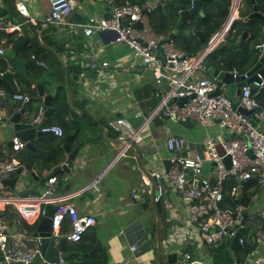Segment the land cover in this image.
<instances>
[{
	"label": "crops",
	"instance_id": "0c3cea01",
	"mask_svg": "<svg viewBox=\"0 0 264 264\" xmlns=\"http://www.w3.org/2000/svg\"><path fill=\"white\" fill-rule=\"evenodd\" d=\"M18 1L24 2L33 20L25 22L20 17L16 11ZM72 1L74 13L71 21L77 25L85 23L90 17L109 18L119 5L115 4V0H101L93 4ZM230 5L231 2L229 8ZM244 6L239 2L237 9L232 11L231 19H226L214 34H221L225 29L226 32L230 31L231 23L240 19L239 9ZM217 8L214 7L212 11L217 12ZM3 11L5 14L0 16V48L4 49V53L0 55V61L7 65V69L0 71V74L11 72L16 91L0 81V91L4 93L0 95V111L3 116L6 114L0 123V169L11 152L7 143L15 135L8 119L22 107L25 111L21 122L33 124L38 119L35 127L30 128L36 129V134H30L33 147H24L16 154L18 168L24 171L21 174L24 176L23 184L18 183L14 189H10L0 181V218L7 222L8 232L19 238L23 229L27 230L24 223H34L20 221L14 206L6 203L4 198L29 199L40 196L49 188L48 180L54 178L53 195L47 204L57 206L68 203L75 207L79 215L91 214L96 219L94 226L81 238V244L85 243L82 249L74 248L76 242L66 241L65 251L74 252L69 259L74 264H81L85 260L87 264H254L255 258L264 252V244L258 246L252 240L256 230L264 232L263 218L257 216L252 223L246 224L242 221V236L246 242L250 241L253 250L240 260L234 253L238 247L231 248L232 239L211 246L198 237L186 217L189 202L173 193L167 185L161 193L164 199L158 213L155 197L161 194L153 195V184L141 169V165L150 172L165 169L164 161L169 157L165 140L169 135L186 139L190 145L188 153L203 155L206 138H229L218 122L215 120L206 126L195 123L190 129H185L167 119L161 102L162 99L167 104L173 101L166 97L171 83H157L150 69L105 32L85 36L80 27L43 26L41 20L50 12L48 0H0V12ZM152 13H148L149 23ZM202 16L199 15V18ZM17 24L20 25L19 30L11 29ZM180 27L181 24L177 22L173 34L178 33ZM47 29L48 32L44 34L43 31ZM11 35L15 38L35 36L46 49L43 54L47 56V61L37 60L34 54L29 55L28 44L15 50L13 38L9 37ZM168 36L177 45L174 35ZM221 42L222 39L216 44ZM87 54L96 58L97 67L90 66ZM28 55L29 58L26 57ZM29 61L52 75L47 79L51 80L53 87L59 88L63 81L68 90L66 101H58L56 107L52 105L54 93H50L52 111L47 116L43 110V97L49 93L44 86L37 84L35 96L27 94L20 87ZM103 61L108 62L106 67L101 65ZM32 71L38 73L36 68ZM191 76L211 77L207 70L198 69ZM38 85L43 88V96L39 95ZM14 93L30 96L31 100L22 105L13 99ZM252 97L264 104V88H258ZM25 113L27 117H24ZM117 118H124L128 126H111L109 121ZM46 125L60 126L64 131L63 136L39 134V129ZM133 135H140L141 142L133 140ZM64 145L71 150L78 149L74 159L68 161L69 169L47 177L55 166L66 161ZM256 194L257 199L250 200L248 205V210L254 213L263 205L264 190H258ZM9 218L13 219L12 222ZM164 218L173 222L166 231L161 222ZM69 230L70 227L64 232L68 233ZM27 232L35 238L33 233ZM27 244L33 246L32 242ZM133 246L137 247L136 251L132 250ZM169 254L175 255L172 261L168 260ZM185 255H190V258L186 260ZM0 264L7 263L1 260Z\"/></svg>",
	"mask_w": 264,
	"mask_h": 264
},
{
	"label": "built area",
	"instance_id": "2783aa9c",
	"mask_svg": "<svg viewBox=\"0 0 264 264\" xmlns=\"http://www.w3.org/2000/svg\"><path fill=\"white\" fill-rule=\"evenodd\" d=\"M48 3L50 12L41 20L43 26L80 27L79 29L85 36L100 32H113L114 42L123 45L143 66L150 69L157 83L165 81L171 83L166 97L173 101L167 104L162 99L161 102L167 119L176 123L188 120L205 126L215 120L218 122L220 128L228 135V139L206 138L203 155H199L188 153L190 145L186 139L169 135L165 140V147L169 153V167L153 170L149 175L155 179L163 178L173 193L184 200L190 199L186 207V217L195 233L205 244L215 246L219 242L233 239L240 233L238 243L243 245L245 243L241 232L244 227L243 213H247L248 223L256 220L257 216L264 219V202L260 210L255 213L249 211L248 206L245 205L247 193L253 191L255 187L259 191L264 190V104L252 97L249 87H244L237 105L252 111L251 115H244L234 106V101L224 93L213 95L217 88L215 78H193L191 76L197 69L207 70L205 58L213 45L223 39L222 35L220 33L212 35L204 49L196 54H189L180 49L168 35L156 33L151 28L148 14L142 13L143 10L152 11L154 4L150 0L142 3L126 0L115 7L111 17H90L85 23L79 25L71 21L74 13L72 0H48ZM238 3L239 0H231L232 11L237 9ZM16 11L25 22L33 20L24 2L16 3ZM136 22L140 24L139 28L133 26ZM19 26L14 25L11 29L19 30ZM3 53L4 49L0 48V55ZM86 56L90 60V66L97 67L96 58L93 55L87 54ZM101 65L106 67L108 62L103 61ZM261 85L262 83L257 84L259 88ZM0 95L4 93L0 91ZM184 97L186 101L180 105L178 99ZM13 99L25 105L31 97L14 93ZM24 115L27 117L26 113ZM3 120L4 116L0 111V123ZM37 121L38 119L34 123ZM109 124L114 127L128 126L124 118L111 119ZM39 132L56 137H62L64 134L63 129L58 125L42 126ZM132 139L136 142L142 140L140 135H133ZM11 141V152L0 169L1 178L7 177L18 168L19 162L16 154L25 147L24 140L17 135L12 136ZM218 143L224 155L218 154L216 149ZM183 151H186V155H182ZM227 155L230 158L229 168L223 161L224 156ZM204 162L210 164L206 177L202 175ZM212 177L215 179L214 185L209 181ZM230 177L236 181V184L226 192L228 201L223 185ZM251 178L256 185L244 188L245 183ZM54 181V178L48 180L49 188L40 196L29 199L7 197L4 201L14 206L15 214L20 221L39 222L45 215L44 205L52 198ZM163 190L164 188L159 187V194ZM158 197H155V200H158ZM257 197L258 195L253 193L250 200H256ZM65 220L70 223L68 233H65L62 228ZM95 222L93 215H79L73 205L59 203L51 217L50 237L55 240L64 237L70 242H78L94 226ZM252 240L258 246H262L264 232L256 230ZM29 242H32L33 246H29L27 244ZM136 249V246L132 247L133 251ZM38 252L37 238L31 237L26 229H23L21 237L12 236L8 232L7 222L0 218V254L7 264H30ZM185 258L188 260L190 255H185ZM57 264L70 263L60 259ZM254 264H264V252L255 258Z\"/></svg>",
	"mask_w": 264,
	"mask_h": 264
},
{
	"label": "water",
	"instance_id": "95a60500",
	"mask_svg": "<svg viewBox=\"0 0 264 264\" xmlns=\"http://www.w3.org/2000/svg\"><path fill=\"white\" fill-rule=\"evenodd\" d=\"M84 1L90 2V4L96 3L101 0H75L77 4L82 3ZM153 2L154 6L151 12L158 13L159 15H163V5L164 0H150ZM188 5L186 8L178 11V22L182 25L192 24L194 20H190V18L195 17L196 15H203V10L206 6H210L206 2H212L215 7H222L228 10L227 21L231 19L232 10L229 8L227 3L221 0H186ZM254 1V0H252ZM129 2L140 3L138 0H129ZM143 14H148L146 10L142 11ZM5 14V11L0 12V16ZM251 19H255L256 21L251 24L249 27V31H243L239 38H236L233 41L234 36L231 35L230 31L226 32V29L222 31L221 35L222 42L220 44L213 45L210 51V57L205 60V65L207 67V72L209 76L216 79L217 88L213 92V95H219L224 93L227 97H230L234 101V106L237 110L244 115H251L252 111L247 110L242 106L237 105V99L241 96L242 90L244 87L250 88L251 95L254 94L259 88L257 84L262 83L261 87L264 88V40L259 41L258 34L259 32H264V12H260L257 5L252 6V10L249 15L244 20L245 23L249 24L248 21ZM189 20V21H188ZM134 27L139 28L140 24L138 22L134 23ZM192 32L198 37L200 42L202 43L201 48L204 49L207 46V41H205L203 34L197 29H192ZM110 38L114 39L113 32H105ZM0 81L6 82L13 91H16V87L13 83L12 74L9 71L0 74ZM39 95L43 96V88L41 85H38ZM43 103L44 114L47 116L51 111L50 101L52 96L50 94L45 95ZM186 98H179L178 103L180 105L184 104ZM25 108L22 107L19 111L14 113L9 119L8 122L13 125V129L15 135L21 137L25 142V147L32 148L30 134H36V129H30L35 127L37 123L27 124L21 122L22 114L24 113ZM6 118V114H4ZM185 129H190L195 125V122H191L188 120L181 121L179 123ZM33 125V126H31ZM39 132V131H38ZM39 134H42L39 132ZM8 147L12 146L11 139L7 143ZM65 153L67 154L66 161L60 165L55 166L46 176H51L55 172L60 170H68V161L74 159L78 149L75 148L71 150L69 147L64 145ZM216 149L218 154L224 155V151L221 145L216 144ZM182 155H186V151L182 152ZM223 161L226 167H230V158L229 156H224ZM140 165L141 162L139 161ZM165 169L169 167V160L164 161ZM141 169L144 173L147 174L151 183L153 184V195L159 194V187L164 188L166 183L163 178L155 179L151 177L150 170L145 169L141 165ZM210 170V164L208 162H204L202 165V175L206 177ZM23 169L21 167L17 168L13 172H11L7 177L1 178L0 181L4 187L14 189L15 186L19 184H23L24 176L21 175L23 173ZM251 178L250 180H252ZM210 183L212 185L215 184V179L210 178ZM196 185V181L194 182V186ZM26 194V193H25ZM186 202H190V199H186ZM56 206L53 204L45 205V215L38 222L35 231L33 232V236L38 239L39 242V252L34 256L31 264H57L60 259L69 260L71 256L74 255V252H66V239L64 237L54 239L50 237L51 230V217L55 211ZM243 216H246V213H243ZM239 224L240 221L238 220ZM244 229H241L243 232ZM240 237V233L236 235L232 239V247L240 248L241 245L238 243V239ZM175 257L174 254L168 255V260L172 261L171 258ZM3 261V257L0 254V261ZM71 264L72 261L69 260Z\"/></svg>",
	"mask_w": 264,
	"mask_h": 264
},
{
	"label": "trees",
	"instance_id": "16d2710c",
	"mask_svg": "<svg viewBox=\"0 0 264 264\" xmlns=\"http://www.w3.org/2000/svg\"><path fill=\"white\" fill-rule=\"evenodd\" d=\"M221 1H224L225 3H227V5L229 4V0H221ZM124 2L125 0H115V4L117 5L122 4ZM187 5H188V2L186 0H164L163 15L161 16L158 13L153 12L151 16V20H150V25H151V28L156 33H163L165 35H170V34L174 35L175 41L179 48H181L182 50L186 51L189 54H196L200 50L201 45H199L200 42L198 41L197 36L194 35L191 30L194 28L204 33L203 34L204 39L205 41H208L214 33L219 31V29L222 27V25L226 21L227 16H228V10L218 7L217 12H214L210 9H207L206 11V8H205L203 10L202 17L199 18V15H198L195 18H190L191 21L197 20L195 23H192L190 25L184 23L179 28L178 33L173 34V31L176 27V24L179 18L178 11L183 8H186ZM244 5L245 6L243 8L241 7L239 9L240 19L234 20L230 26V33L231 35L234 36L233 41L236 40L239 33L241 35L243 31H249V27L251 26V24H253V22L256 21L255 19H251L250 21H248L249 24L242 21V19H246V17L249 15V13L252 10V7L249 4L245 3ZM259 11L264 12V8H260ZM46 32H48V29L43 31L44 34H46ZM9 37L13 38V45H14L15 50H17L19 47H22L28 44L29 45L28 49L30 50L29 55L34 54L37 60L47 61V56L43 54V50H46V49H44L43 45L37 41V38L35 36L31 38H28V36H26L25 38H15L14 35H11ZM258 38H259L258 39L259 41L264 40V32L263 33L259 32ZM29 55L26 57L29 58ZM208 57H210V54L206 57V60L208 59ZM35 68L38 70V73H34L32 71ZM6 69H7V65L4 62L1 63L0 61V71H4ZM51 76L52 75L46 74L44 69L35 65V62L29 61L26 67V76H22L23 82H21L20 87L22 91L26 92L27 94L31 96H35L37 93V84L41 83L49 94L50 93L52 94V92L54 93L52 105L53 107H56V105L58 106V101H66V92L68 90L66 88L65 82L63 81H61L59 88L53 87L51 84V80H49ZM47 77L49 79H47ZM69 82L70 81L68 80L67 86H69ZM7 90L11 91L9 88H7ZM11 92L13 93V91ZM70 92L72 93L73 91L71 90ZM260 100L263 101L262 99ZM18 106L19 104L17 105V107ZM152 107H153V104H152ZM235 184H236V181L232 177L228 178L224 182V185H223L224 193L228 201H229V198L227 197L226 192L229 188H231ZM255 185L256 183L252 179L245 183L244 188H246L247 186L254 187ZM255 192H256V188L253 191L247 193L246 201H245L246 206L250 205V198L252 194ZM163 199H164V196L161 194L158 197V200L156 202V209L158 213H159V208H160V205L162 204ZM9 219L12 222L13 219L12 218H9ZM161 222H162L163 228H165V231L168 228H170L171 225L173 224L172 221L165 219V218ZM24 226L27 228V230L30 233H33L36 229L37 224L34 223L32 225H27L24 223ZM69 227H70L69 221L65 220L62 226L63 231L68 230ZM81 242L82 240H80L79 242H76V244L74 245V248L78 249L80 247L79 249H82L85 243L83 242V244H81ZM224 242L225 241H223L222 243ZM249 242L250 241L246 242V239H245V243L243 244V246H241L240 248H236L234 250V253H236V257L238 259L240 260L244 259L253 250V246ZM81 264H87V261L86 260L85 262L81 261Z\"/></svg>",
	"mask_w": 264,
	"mask_h": 264
},
{
	"label": "flooded vegetation",
	"instance_id": "af4514ba",
	"mask_svg": "<svg viewBox=\"0 0 264 264\" xmlns=\"http://www.w3.org/2000/svg\"><path fill=\"white\" fill-rule=\"evenodd\" d=\"M139 2L141 0H138ZM229 2H231V0H229ZM240 4L243 5V4H249L251 7L255 4L257 5V7L260 9V8H264V0H239ZM207 4H209L210 6H212V8L214 9V5H212L213 3L212 2H206Z\"/></svg>",
	"mask_w": 264,
	"mask_h": 264
},
{
	"label": "rangeland",
	"instance_id": "374dc122",
	"mask_svg": "<svg viewBox=\"0 0 264 264\" xmlns=\"http://www.w3.org/2000/svg\"><path fill=\"white\" fill-rule=\"evenodd\" d=\"M141 1H143V0H141ZM207 9L212 10L213 8H212V6H206V11H207ZM180 127H181V126H180ZM184 130H185V129H183V131H184ZM255 188H256V187H255ZM255 188H254V189H255ZM254 189H253V190H254ZM257 192H258V190H257V188H256V192H255V193H257ZM248 220H249L248 217H244V219H243V223H245V224L248 223Z\"/></svg>",
	"mask_w": 264,
	"mask_h": 264
}]
</instances>
